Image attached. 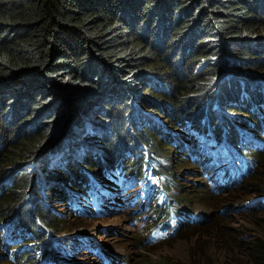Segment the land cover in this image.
Returning <instances> with one entry per match:
<instances>
[{
    "label": "trees",
    "instance_id": "16d2710c",
    "mask_svg": "<svg viewBox=\"0 0 264 264\" xmlns=\"http://www.w3.org/2000/svg\"><path fill=\"white\" fill-rule=\"evenodd\" d=\"M263 163L264 0H0V264L98 257L61 232L102 177L166 197L169 246L211 226L188 225L183 173L263 193ZM244 246L264 264V236Z\"/></svg>",
    "mask_w": 264,
    "mask_h": 264
},
{
    "label": "rangeland",
    "instance_id": "374dc122",
    "mask_svg": "<svg viewBox=\"0 0 264 264\" xmlns=\"http://www.w3.org/2000/svg\"><path fill=\"white\" fill-rule=\"evenodd\" d=\"M178 160L176 157V162ZM258 172L264 181V163L259 165L255 174ZM182 175V184L189 192L188 202L180 200V204L192 214H207L209 220L201 224L207 222L211 226L203 232L186 231L169 246L162 245L165 239L150 241L151 229L157 219L153 215L155 210L150 206L151 202L146 211L144 204H141L143 194L140 187L144 182L138 183L131 194L125 193L117 181L102 177L100 184H104L103 189L98 188L97 191L104 195L99 202L93 204L92 199L85 201L83 209L88 216L76 220L71 218L67 229L61 234L86 235L97 241L101 249L114 255L119 264L126 260H129V264H164L166 260L183 264H245L246 248L241 245H249L255 238L264 236V191L253 193L244 189L232 195L216 194L210 191L209 178H205L204 186L205 183L197 184L205 181L198 174L190 176L185 172ZM195 184L197 191H192L191 187ZM258 199L263 200L259 207L242 208ZM175 201L179 200L174 197L172 203ZM161 202L162 198L159 199ZM155 209L160 210V206L156 205ZM64 210L65 207L61 208V211ZM253 210L256 212L253 213ZM84 251L86 254H78V251L71 253V261L77 264H104L88 247H84Z\"/></svg>",
    "mask_w": 264,
    "mask_h": 264
},
{
    "label": "bare ground",
    "instance_id": "6f19581e",
    "mask_svg": "<svg viewBox=\"0 0 264 264\" xmlns=\"http://www.w3.org/2000/svg\"><path fill=\"white\" fill-rule=\"evenodd\" d=\"M166 240V239H165Z\"/></svg>",
    "mask_w": 264,
    "mask_h": 264
},
{
    "label": "water",
    "instance_id": "95a60500",
    "mask_svg": "<svg viewBox=\"0 0 264 264\" xmlns=\"http://www.w3.org/2000/svg\"><path fill=\"white\" fill-rule=\"evenodd\" d=\"M65 122V121H64Z\"/></svg>",
    "mask_w": 264,
    "mask_h": 264
}]
</instances>
